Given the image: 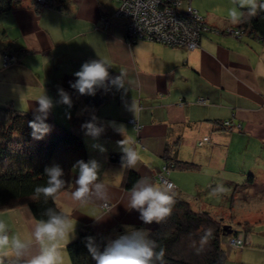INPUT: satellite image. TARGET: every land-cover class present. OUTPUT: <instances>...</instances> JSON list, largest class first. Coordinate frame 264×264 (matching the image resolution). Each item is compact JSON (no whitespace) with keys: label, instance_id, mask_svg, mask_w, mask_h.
Instances as JSON below:
<instances>
[{"label":"crops","instance_id":"crops-1","mask_svg":"<svg viewBox=\"0 0 264 264\" xmlns=\"http://www.w3.org/2000/svg\"><path fill=\"white\" fill-rule=\"evenodd\" d=\"M121 1L51 0L40 9L34 1L24 0L0 17L3 36L9 39L0 42V107L36 115V100L47 95L53 103L47 118L82 134L85 162L97 161L99 181L107 188L106 201L93 197L86 205L77 204L71 193L78 169H72L70 187L57 199L59 209L76 222L70 243L83 227L104 235L107 244L131 229L157 230L159 223L145 224L139 212L125 207L127 168L109 157L124 155L118 142L126 137L139 153L131 170L140 178L148 176L161 184L159 175L168 164L169 150L174 160L195 164L197 168L191 170L170 169L164 177L195 211L208 212L238 231L246 229L244 249H232L227 242L226 264H264V71H258L264 64V42L254 36L237 40L226 33L239 25L229 21L232 0H193V8L206 24L220 32L203 34L196 50L150 41L129 44L127 21L115 17ZM106 17L111 19L109 27L102 22ZM4 52L14 54L19 62L4 68ZM99 59L108 63L110 77L124 74L127 90L110 83L98 88L89 96L103 101L92 107L70 85L85 62ZM61 89L71 105L62 102ZM132 119L140 131L129 123ZM89 122L102 129L98 137L86 134L83 125ZM226 122L230 126H224ZM121 126L125 137L118 131ZM205 137L209 142L201 145ZM217 184H223L227 193L233 184H247L239 187L245 193L244 199L237 200L240 223H234L237 203L230 207V215L226 212L231 221H225L222 209L215 213L212 205L188 196ZM105 203L110 210L103 208ZM0 215L14 234L29 235L36 222L27 206ZM66 258L69 264L67 251Z\"/></svg>","mask_w":264,"mask_h":264},{"label":"clouds","instance_id":"clouds-1","mask_svg":"<svg viewBox=\"0 0 264 264\" xmlns=\"http://www.w3.org/2000/svg\"><path fill=\"white\" fill-rule=\"evenodd\" d=\"M232 8L229 10V21L232 25L243 23L247 18L256 17L264 12V0H232ZM258 71H264V64L258 67ZM77 78L71 87L81 95H95L98 88L106 87L109 83L117 89H126L124 74L115 77L109 75V65L104 60L85 62L81 69L74 73ZM62 102L71 105V99L67 93L60 90ZM36 115L29 126L33 129L37 139L50 130L44 123L49 110L53 107L52 100L45 94L37 100ZM131 110L136 111L133 101ZM86 134L98 137L102 129L95 123L89 122L83 125ZM118 131L125 137V129L121 126ZM123 152V168H135L139 160V153L134 146V141L124 138L118 142ZM78 169V177L74 182V190L71 193L72 200L83 206L88 204L93 197L106 201L108 193L106 186L99 181V165L97 161H78L75 165ZM46 184L35 187L32 199L43 200L45 204L49 200L55 201L59 193L64 190L66 181L62 179L64 173L60 166L54 165L45 169ZM225 192L223 184H217L212 188L213 196L222 195ZM175 203L174 186L171 184H156L148 176L141 177L127 193L125 207L131 211L139 212V219L145 224L153 222L162 223L172 213ZM43 217L37 220L25 236L21 233H11L8 224L0 219V264H67L66 248L74 238L76 222L64 211L57 207H47L42 213ZM212 238V230H204L197 241L192 242L196 253H201ZM86 247L96 264H167L165 249L160 247L156 240L150 238L149 232L144 229H131L126 234L111 240L103 251L97 246L91 236L85 238Z\"/></svg>","mask_w":264,"mask_h":264},{"label":"trees","instance_id":"trees-1","mask_svg":"<svg viewBox=\"0 0 264 264\" xmlns=\"http://www.w3.org/2000/svg\"><path fill=\"white\" fill-rule=\"evenodd\" d=\"M23 1L0 0V17L22 6ZM32 1L35 5L38 4L36 0ZM237 29L244 31L248 37H259L264 42V12L247 18ZM10 58L19 61L14 54H11ZM84 98L87 105L92 107L103 101L89 95ZM34 118L35 115L18 112L12 107H0V213L27 206L37 221L46 218L42 213L47 207H57L60 210L57 200L55 203L49 200L45 204L43 200L32 199L35 187L46 184L45 169L56 159L62 161V179L66 181V185L60 195L70 187L71 171L78 161L87 159V152L82 134L68 126L54 124L50 118L44 121L50 130L43 138H35L33 129L29 126V122ZM174 145L175 153L179 144ZM166 155L167 170L197 168L195 164L174 160L171 150ZM122 157L123 155L112 154L109 159L113 163H122ZM139 179L140 176L136 172L127 168L123 187L130 191ZM174 194L175 203L171 215L166 221L159 223L157 230L149 233L150 238L165 249L167 264H226L227 252L223 241L229 237L230 242L233 236L224 235V222L208 212L195 211L188 199L178 191ZM206 229L212 230V238L205 249L197 254L192 242L197 241L198 246L199 238ZM232 229L235 231L234 235L239 232L246 233V229ZM89 236L95 239L101 251L107 245L104 235H96L91 229L83 227L77 239L66 248L70 258L69 264H96L86 247L85 238Z\"/></svg>","mask_w":264,"mask_h":264},{"label":"built area","instance_id":"built-area-1","mask_svg":"<svg viewBox=\"0 0 264 264\" xmlns=\"http://www.w3.org/2000/svg\"><path fill=\"white\" fill-rule=\"evenodd\" d=\"M193 0H187L184 6L183 0H122L120 7L115 14L117 18L127 21L126 39L129 44H135L139 41L158 42L167 47L181 48L188 51H194L199 47L201 37L205 33H220L212 29L206 23L198 12L192 7ZM37 3H47V0H36ZM105 27H109L110 18L102 19ZM226 33L241 40L248 35L238 29H228ZM256 40L262 41L259 37ZM5 62L11 61L6 55ZM200 103H205L203 100ZM140 131L141 126L134 120L129 121ZM225 125L230 126L229 122ZM209 142V137L203 138L200 143L203 145ZM168 173L167 168L159 175L163 182L164 174ZM174 186V193L178 191L176 185L167 181L165 185ZM103 208L109 209V204L105 203ZM229 245L232 249H244L248 245L245 235L242 232L233 235Z\"/></svg>","mask_w":264,"mask_h":264},{"label":"rangeland","instance_id":"rangeland-1","mask_svg":"<svg viewBox=\"0 0 264 264\" xmlns=\"http://www.w3.org/2000/svg\"><path fill=\"white\" fill-rule=\"evenodd\" d=\"M48 2L47 3H45V4H43L42 2L41 3H38L36 6L38 7V8H43V7H46V6H49L50 5V2H51V0H47ZM121 4V3H120ZM120 4H119V6H118V9H119V7H120ZM104 19V18H103ZM102 22H103V20H102ZM206 23V22H205ZM9 39H7L6 40V38H5V36H3V30L1 29V26H0V42H3V41H8ZM0 48H1V46H0ZM2 51H3V49H2ZM6 55H8V57L10 58L11 57V55H9V53L8 52H4L3 53V66H4V68H9V67H11L13 64H15V63H18L19 61L18 60H12L11 58V61H6L5 62V59H4V57L6 56ZM18 61V62H17ZM55 124V123H54ZM60 159H56V161L54 160L51 164H50V167L51 166H54V165H58V166H60L61 168H63L62 167V165H63V163H62V161H59ZM59 161V162H58ZM69 161V160H68ZM253 162H254V160H252ZM255 163V162H254ZM167 181H169V180H167V178L165 177L164 179H163V182H161V184H166V182ZM243 185H247V184H233V188L232 189H228V193L227 192H224L222 195H218V196H213L212 194H211V189L209 188H205L204 190H202V189H200V192H194V193H192L191 195H188V196H190L191 198H195L196 200H193V201H196V203H198V202H201V201H204L205 203H208V204H210V205H212V211L213 212H217L218 210H220V209H222L221 211H224V218H226L225 219V221L226 220H228V221H231V220H229L230 218H229V216H227V214H226V212H229V214L228 215H230V213H231V209H230V207L233 205V203H237V206H235L233 209H234V212H235V221H234V223H240L241 221H240V219H241V216H242V214L240 213V212H237L238 210H240V207H241V205H240V201H237V200H241V199H244L245 198V193H244V190L243 189H240L239 187H241V186H243ZM237 189H238V191H237ZM66 191V190H65ZM251 191V193L252 194H254V192L252 191V189L250 190ZM249 191V192H250ZM232 192V193H231ZM233 194V195H232ZM255 195V194H254ZM234 197V199L236 200V201H234V199H232V197ZM207 197V198H206ZM192 201V200H191ZM255 202V201H254ZM109 209H107V210H110L111 209V206L109 205ZM199 207V206H198ZM207 207L208 208H206V210L208 209V211L210 212V213H212L211 212V210H210V208H209V206L207 205ZM233 211V210H232ZM202 212V211H201ZM1 214V213H0ZM213 215H217V214H214L213 213ZM217 217H221L220 216V214H218V216ZM0 218H2V216L0 215ZM234 227V226H233ZM238 227V226H237ZM242 227V226H241ZM225 240L223 241L224 242V249L226 250V252L227 253H230V250L227 248V242H228V239H229V237H226V238H224Z\"/></svg>","mask_w":264,"mask_h":264},{"label":"water","instance_id":"water-1","mask_svg":"<svg viewBox=\"0 0 264 264\" xmlns=\"http://www.w3.org/2000/svg\"><path fill=\"white\" fill-rule=\"evenodd\" d=\"M223 231L225 236H233L235 234V231L230 225H225Z\"/></svg>","mask_w":264,"mask_h":264}]
</instances>
